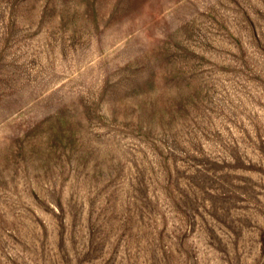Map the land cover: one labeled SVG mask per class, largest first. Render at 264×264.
<instances>
[{"label":"rangeland","instance_id":"obj_1","mask_svg":"<svg viewBox=\"0 0 264 264\" xmlns=\"http://www.w3.org/2000/svg\"><path fill=\"white\" fill-rule=\"evenodd\" d=\"M0 264H264V0H0Z\"/></svg>","mask_w":264,"mask_h":264}]
</instances>
